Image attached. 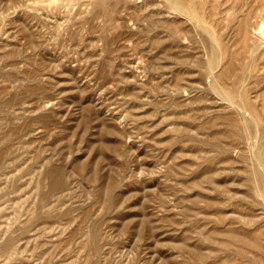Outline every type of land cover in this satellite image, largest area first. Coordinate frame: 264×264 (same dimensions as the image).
I'll return each mask as SVG.
<instances>
[{
    "label": "rangeland",
    "instance_id": "rangeland-1",
    "mask_svg": "<svg viewBox=\"0 0 264 264\" xmlns=\"http://www.w3.org/2000/svg\"><path fill=\"white\" fill-rule=\"evenodd\" d=\"M263 28L264 0H0V264H264Z\"/></svg>",
    "mask_w": 264,
    "mask_h": 264
},
{
    "label": "bare ground",
    "instance_id": "bare-ground-1",
    "mask_svg": "<svg viewBox=\"0 0 264 264\" xmlns=\"http://www.w3.org/2000/svg\"><path fill=\"white\" fill-rule=\"evenodd\" d=\"M184 3V2H183ZM176 4V3H175ZM185 5V4H184ZM188 7H189V4H188ZM189 10H190V8H189ZM192 10V9H191ZM194 11H196V10H194ZM194 15V14H193ZM198 15V13L196 14V16ZM193 17H195V16H193ZM197 17H199V15L197 16ZM201 18V16L197 19V20H199ZM194 20H196V19H194ZM197 20H196V22H197ZM202 20V19H201ZM199 22V21H198ZM205 22V21H204ZM201 25H203V24H201ZM206 29V28H205ZM249 29V28H248ZM264 29V28H263ZM250 31V30H249ZM249 33V32H248ZM214 35V34H213ZM211 36V35H210ZM247 37H249V35H247ZM213 40H214V38H213ZM220 42V41H219ZM217 45V44H216ZM249 46H250V43L248 44ZM254 45V44H253ZM249 46H247L248 48H249ZM219 47V46H218ZM213 48V47H212ZM251 48V47H250ZM249 50V49H248ZM219 51H220V49H219ZM245 51V50H244ZM247 51V50H246ZM247 52H249V51H247ZM221 56H222V54H221ZM219 57H220V55H219ZM247 57V56H246ZM220 58H222V57H220ZM223 59V58H222ZM222 60H220L219 61V63L221 62ZM214 62V61H213ZM217 62V61H216ZM220 68V67H219ZM219 68H218V70H219ZM222 70H223V68H221ZM249 69V68H248ZM216 70H217V68H216ZM220 71V70H219ZM241 71V70H240ZM218 72V71H217ZM217 72H215L216 73V75H220L221 76V74H217ZM224 72H226L225 70H224ZM249 72V71H248ZM214 73V74H215ZM219 73V72H218ZM222 73V72H221ZM222 74H224V73H222ZM227 74V73H226ZM233 93H235V92H233ZM226 94H227V92H226ZM240 94V93H239ZM241 96V95H240ZM231 102V101H230ZM234 102V101H233ZM243 102V101H242ZM235 103H233V105H234ZM237 105V104H236ZM236 107H238V106H236ZM239 108V107H238ZM242 108V107H241ZM239 110V109H238ZM237 110V112L238 113H240L239 111ZM242 110V109H241ZM242 111H244V110H242ZM248 113H249V111H248ZM247 114V113H246ZM240 115V114H239ZM249 115H250V117L252 118V116H251V114L249 113ZM243 119V118H242ZM254 119V118H253ZM254 121H256V120H254ZM261 124V123H260ZM244 125V124H243ZM255 125H256V127H257V124L255 123ZM244 127H245V125H244ZM257 129H258V127H257ZM247 131H248V129H247ZM257 132H258V130H257ZM251 137V135H248V137ZM256 136V135H255ZM258 137H259V135H258ZM256 139V138H255ZM258 139V138H257ZM262 139V138H261ZM248 141H252L251 140V138L248 140ZM253 143H254V145H256L257 144V142H254L253 141ZM252 143V144H253ZM251 144V145H252ZM254 145H252L253 147H254ZM251 148V147H250ZM252 149V148H251ZM251 152H252V150H251ZM254 153V152H253ZM254 156V155H253ZM254 157H256V156H254ZM256 159V158H255ZM257 160V159H256ZM264 167V166H263ZM264 169V168H263ZM263 183H264V175H263ZM260 186V185H259ZM261 189V188H260Z\"/></svg>",
    "mask_w": 264,
    "mask_h": 264
}]
</instances>
